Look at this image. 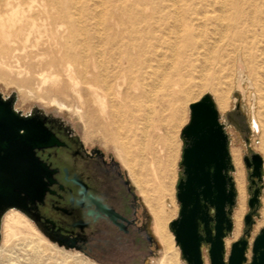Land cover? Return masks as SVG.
<instances>
[{"label": "rangeland", "instance_id": "1", "mask_svg": "<svg viewBox=\"0 0 264 264\" xmlns=\"http://www.w3.org/2000/svg\"><path fill=\"white\" fill-rule=\"evenodd\" d=\"M243 1L244 4L246 2L252 8L254 12L251 15L258 17L263 26L262 29L256 26L252 32L257 47L259 70L253 72L248 67L249 62L244 59L247 65L246 76L250 78L251 85L246 79L236 81L235 51H233L227 61L229 69L225 70L223 64L220 66L215 59H210L205 64V70L201 72L193 70L187 76V89L192 93L194 100L206 92L210 93L218 110L219 120L223 123L228 134L231 162L232 149L236 148L239 154L244 177V209L238 233L233 235L232 222V228L224 238L225 256L229 253L230 243L238 239L245 229L243 216L248 210L249 192L247 185L249 182L242 157L250 152H257L262 157V186L259 208L254 215V222L249 228V234L246 236L248 246L245 254L246 258L249 259L252 240L264 225V71L261 69L264 66V0ZM83 2L84 0H81L79 5ZM150 2L151 0H121L125 6L128 5L129 10L127 11L132 12L131 14L141 11L149 13L151 11ZM86 6L94 11L96 16L101 17L100 27H102L101 24H107L117 31L120 28V21L127 18L126 8L123 10L121 8L118 11V17L112 18L110 14L114 7L109 0H88ZM42 32V37L37 42L33 38L24 45H21L20 41L12 42V46L17 48L10 51L5 49L4 44H0V94L4 98L13 94V107L23 114L29 113L33 108H38L46 115L61 119L70 126L86 147H98L107 154H111L115 159L118 158L126 168L136 192H139H137L139 198H142L141 202L147 213V224L150 230L152 228L151 232H153L152 235L155 239L153 254L145 264H185L174 237L173 245L176 247L177 253L171 258L164 256L165 247L153 231V216L146 202V194L154 201L164 200L165 208L174 206L173 216L168 218L166 222L167 229L172 234L168 228V221L178 214L179 202L176 198V183L182 170L179 162L183 141L179 132L188 120V103L191 101L186 99L182 105L181 122L173 138L176 148L174 161L168 162V164L165 162L163 154L166 145H163L157 138L165 131L164 126L161 125L158 130L154 131L153 141L143 155H136L131 158L130 161L135 166L134 174L129 168L128 160L126 161L124 155L119 152L117 124L121 115L116 110L119 99L117 83L120 81V77L115 73L112 59H109L107 57L109 55L104 52L103 44L92 42L91 48L76 44L71 45L70 42L68 45L55 44L49 38L48 32L46 34L44 31ZM219 66L223 68L220 70ZM73 75L77 79L76 82L72 79ZM210 80L218 81L216 83L227 90L228 103L225 109L217 107L215 92L207 84ZM235 109H237V113L228 116V113ZM252 117L257 120L258 127L257 125L253 126ZM153 168L156 170L155 174ZM137 179L141 186H139ZM162 185L170 191L171 195L162 197L164 191ZM142 200L148 207L150 214ZM236 206L235 197L233 207ZM9 213L13 215L10 220V235L9 240L4 242V220ZM201 253L203 264H205V257L207 264H209L205 244L201 247ZM0 264L103 263L78 249L58 246L48 239L30 218L18 209L11 207L2 214L0 219Z\"/></svg>", "mask_w": 264, "mask_h": 264}, {"label": "bare ground", "instance_id": "2", "mask_svg": "<svg viewBox=\"0 0 264 264\" xmlns=\"http://www.w3.org/2000/svg\"><path fill=\"white\" fill-rule=\"evenodd\" d=\"M80 1L0 0V44L10 51L17 48L12 42L20 41L24 45L31 38L37 42L42 31L48 32L55 44L68 45L70 42L91 48L94 42H101L120 77L116 110L121 115L117 124L118 146L134 174L131 158L143 155L153 141L154 131L161 125L165 131L157 138L166 145L165 162L174 161L173 138L181 122L182 105L186 99L194 100L187 89V76L193 70H205L210 59H215L220 66L223 64L227 70V61L233 51L238 80L246 79L251 85L246 76L245 60L253 72L260 68L252 32L256 26L260 29L263 26L258 17L251 15L254 11L243 0H151L149 13L133 14L121 0H109L114 7L112 18L118 17L121 8L127 11V18L120 21L117 31L107 24L100 27L101 17L87 8L88 0H84V5H79ZM261 69L264 71V66ZM72 79L77 81L74 75ZM216 82L210 80L207 84L215 92L217 107L225 109L227 90ZM254 121L258 127L255 118ZM232 160L231 176L233 171L237 202L233 212L236 235L245 200L244 177L236 148L232 149ZM137 182L141 186L138 179ZM162 190L163 198L171 195L163 185ZM146 202L153 216V231L165 247L164 256L171 258L177 249L173 245L174 234L169 226L172 234L168 231L166 222L175 208H165L164 200L154 201L148 194ZM12 217L9 213L4 220V242L9 240Z\"/></svg>", "mask_w": 264, "mask_h": 264}, {"label": "water", "instance_id": "3", "mask_svg": "<svg viewBox=\"0 0 264 264\" xmlns=\"http://www.w3.org/2000/svg\"><path fill=\"white\" fill-rule=\"evenodd\" d=\"M13 100V94L5 98L0 94V219L11 207L23 212L28 204L43 198L51 170L36 152L56 143L45 125L52 116L38 108L23 114L13 107ZM188 109V120L179 132L183 141L179 162L182 170L176 183L179 210L168 222L182 258L185 264H203L201 244L205 243L210 264H264V225L252 240L250 258L245 254L246 236L260 203L262 157L257 152L242 157L249 182L248 210L243 216L245 229L230 243L225 262L224 238L232 228L231 212L236 196L228 134L210 93L189 102ZM252 124L256 126L253 117ZM45 236L58 246L72 247Z\"/></svg>", "mask_w": 264, "mask_h": 264}, {"label": "flooded vegetation", "instance_id": "4", "mask_svg": "<svg viewBox=\"0 0 264 264\" xmlns=\"http://www.w3.org/2000/svg\"><path fill=\"white\" fill-rule=\"evenodd\" d=\"M236 113L232 110L228 116ZM45 125L56 143L36 153L51 170L50 183L43 198L22 213L44 235L65 241L103 264H145L155 239L126 168L98 147H86L61 119L49 117ZM227 257L224 249L225 262Z\"/></svg>", "mask_w": 264, "mask_h": 264}]
</instances>
